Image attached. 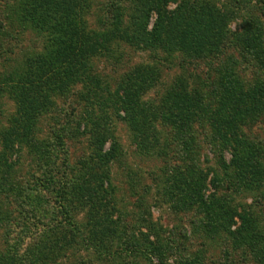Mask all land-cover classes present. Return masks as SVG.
Returning <instances> with one entry per match:
<instances>
[{"label":"rangeland","instance_id":"1","mask_svg":"<svg viewBox=\"0 0 264 264\" xmlns=\"http://www.w3.org/2000/svg\"><path fill=\"white\" fill-rule=\"evenodd\" d=\"M32 1L0 0L1 81L49 51L45 34L26 20ZM181 1L170 0L167 7L175 9ZM186 2H194L200 15L215 8L231 13L220 53L193 57L133 47L114 31L129 28L136 0H88L83 27L111 48L97 53L85 74L52 91L50 110L30 120L35 147L23 136L12 142L17 106L7 85H0V260H15L12 254H18L27 264H261L264 108L236 130L227 149L225 132L214 127L211 112L218 116L221 94L231 87L260 94L255 89L264 86V66L241 38L246 25L255 31L264 26V6L254 0ZM155 20L156 13L148 30ZM135 67L148 69L158 80L145 97L156 109L166 91L187 109L191 106L190 154H184L180 134L188 131L171 116L153 123L160 144L142 151L137 121L117 114L115 99ZM101 126L109 136L101 155L111 154L112 138L118 152L113 162L105 163L111 180L103 181L96 206L84 193L87 187L71 192L70 184L84 174L81 166L92 149L89 135ZM234 150L251 155L256 167L250 170L256 175L249 170L245 175L254 189L239 187L242 168L229 165ZM187 165L201 170V184L206 181L202 193L205 199L215 198V209L189 205ZM237 174L241 177L235 178ZM42 247L43 255L36 256Z\"/></svg>","mask_w":264,"mask_h":264},{"label":"trees","instance_id":"2","mask_svg":"<svg viewBox=\"0 0 264 264\" xmlns=\"http://www.w3.org/2000/svg\"><path fill=\"white\" fill-rule=\"evenodd\" d=\"M169 1L136 0L135 12H133L135 15L132 16L129 28L122 30L121 27H117L114 35L119 38H128L131 46L139 49L157 50L160 48L169 53L181 52L193 57L212 56L220 53L219 51L223 48L220 39L224 31L226 32L228 29L227 21L231 13L215 8L216 10L213 9L207 15H200L197 13L194 2L183 0L175 9H170L167 7ZM254 1H258L264 6V0ZM87 5L88 0H33L27 5L26 20L31 22L38 32L45 34L49 51L47 54H39L30 58L21 72H17L13 76L7 74L5 81L0 79V85H7L17 106L15 138L12 142L21 140L20 136H23V139L35 147L36 142L30 137L34 128L30 126V120L50 110L52 91L62 84L66 85L73 81V77L85 74L97 53L105 49L110 50L109 43V46H103L107 40L103 39L99 42L96 36L92 33L89 34L83 27L82 14L85 13ZM154 13H156L154 27L148 30V22ZM241 39L248 46L249 53L259 59L257 63L264 66V26L255 31L251 25H246ZM153 76L148 69L133 68L125 81L122 82V90L115 99L116 112L117 114L125 113V120H135L139 124L136 141L142 151H152L156 145L160 144L151 126L154 122L166 120L168 117L170 119L171 116V119H176V123H181L182 131L184 128H186L185 131H188L180 133L184 148L189 151L188 153L183 149L184 154L188 155L194 144L188 142L191 139L189 127L191 128L193 123L191 116L194 114H190L193 112L191 106L187 109L184 102L172 97L173 93L166 94V91L161 97V107L156 109L153 101L145 98L148 90L158 84V80ZM261 87L255 89L260 90L258 95H254L253 92H239L232 87L230 91L221 94L218 116L211 112V118H214V127L218 131L225 132L223 134V136L226 135V139L223 137V141L226 142L223 145L225 149L232 148L231 138L236 134V130L241 125L244 126L248 119L253 118L256 112L264 108V86ZM107 95L108 92L102 94V96ZM202 111L208 113L205 108ZM217 117L220 119L218 120ZM108 137L102 126L100 130L91 131L89 135L92 147L89 155L90 160L85 161L81 166L84 174L80 175L77 180L71 181L72 184H70L71 192H77L82 184L85 189L87 187L84 193L88 194L96 206L100 203L104 190L103 181L110 182L111 180L109 172L105 171V163L113 162L117 158V141L114 138L111 140L112 147H114L112 151L110 150L111 154L101 155ZM215 138L217 137L215 136ZM212 140L214 142L215 139ZM93 150H95L94 154ZM232 153L233 159L229 165L242 168L240 173L244 174V182L239 187L254 189L253 180L245 175L248 173L247 170H249L250 176L255 177L256 175L250 170V167L254 165L250 160L251 155L246 154L243 150L239 152L234 150ZM93 159L96 160L91 161ZM187 167L184 169V177L188 188H190V195L186 198L189 200V205H202L206 210L215 209L217 206L215 198L205 199L204 193H202L203 188L205 191L206 181L204 185L201 184L200 180L203 177L201 170L197 168V165H187ZM238 177L241 176L237 174L235 178ZM81 180L83 182H80ZM233 185L235 186L234 181ZM44 250L45 248L42 247L41 252L38 251L36 256L43 255ZM259 251L262 254L261 264H264V250L260 247ZM108 254L111 255V253ZM147 256L149 255L147 254ZM12 257H15V260L4 257L0 260V264H27L25 259H22L18 254H12ZM35 260L38 261V258ZM35 260L30 261L34 262Z\"/></svg>","mask_w":264,"mask_h":264}]
</instances>
